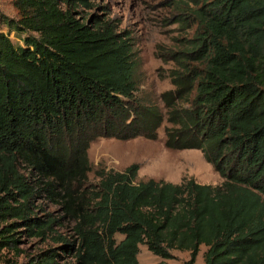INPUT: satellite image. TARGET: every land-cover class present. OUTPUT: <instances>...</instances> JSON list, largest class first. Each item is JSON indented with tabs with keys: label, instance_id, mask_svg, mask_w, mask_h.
Masks as SVG:
<instances>
[{
	"label": "trees",
	"instance_id": "16d2710c",
	"mask_svg": "<svg viewBox=\"0 0 264 264\" xmlns=\"http://www.w3.org/2000/svg\"><path fill=\"white\" fill-rule=\"evenodd\" d=\"M181 1L196 6L198 30L173 54L166 112L136 99L130 34L81 16L93 0H14L19 18L0 12L26 35L16 45L0 32V250L51 235L62 245L22 264H62L60 251L72 264H139L141 244L164 259L187 251L185 264L202 245L204 264H264V0ZM165 121L167 146L202 150L222 184L137 182L133 164L86 188L93 140L156 139ZM42 194L70 237L38 212Z\"/></svg>",
	"mask_w": 264,
	"mask_h": 264
},
{
	"label": "rangeland",
	"instance_id": "374dc122",
	"mask_svg": "<svg viewBox=\"0 0 264 264\" xmlns=\"http://www.w3.org/2000/svg\"><path fill=\"white\" fill-rule=\"evenodd\" d=\"M94 8L82 12L85 21L93 15L102 19H112L118 24L121 32L131 36L134 62V78L138 85L136 99L145 104H158L164 112L166 108L161 99L163 92L173 89L171 71L176 64L173 54L187 47L197 30V19L191 14L193 2L181 0H93ZM0 12L12 18H19L14 0H0ZM187 17V18H186ZM183 20H179V19ZM0 32L9 34L16 45H22L23 37L10 33L6 25L0 22ZM171 126L167 121L158 131L156 139L138 136L129 140L98 137L91 142L89 158L91 171L86 188L95 189L101 181L100 173L110 171L123 172L127 167L137 164V182L155 179L181 183L184 179H195L202 184L220 185L224 178L209 163L200 149H173L167 146L166 128ZM24 169V168H23ZM38 205L43 209L40 215L51 214L61 219L58 231L64 237H70L72 223L63 218L61 205L53 203L45 194L38 197ZM1 229V228H0ZM123 235L117 234V241ZM62 243L53 236L46 239L23 235L17 254L14 250H0V264H8L7 260L28 262L42 251L59 247ZM61 252L59 260L62 264H72L74 258ZM174 258L164 259L152 253L147 245H140L139 264H185L189 252L172 250ZM204 264L201 252L198 261Z\"/></svg>",
	"mask_w": 264,
	"mask_h": 264
},
{
	"label": "crops",
	"instance_id": "0c3cea01",
	"mask_svg": "<svg viewBox=\"0 0 264 264\" xmlns=\"http://www.w3.org/2000/svg\"><path fill=\"white\" fill-rule=\"evenodd\" d=\"M206 250H207V247L205 246V245H202L201 246V251H200V253L202 252L203 254L206 252ZM200 253H199V255H200ZM199 255H198V257H199ZM190 256V255H189ZM189 259V257L187 258V259H185V261H187ZM197 261H198V258H197ZM199 264V263H198Z\"/></svg>",
	"mask_w": 264,
	"mask_h": 264
}]
</instances>
